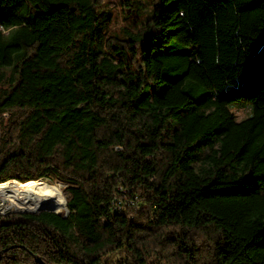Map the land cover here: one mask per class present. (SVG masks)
<instances>
[{
	"label": "trees",
	"instance_id": "16d2710c",
	"mask_svg": "<svg viewBox=\"0 0 264 264\" xmlns=\"http://www.w3.org/2000/svg\"><path fill=\"white\" fill-rule=\"evenodd\" d=\"M105 1L0 0V264H264V0Z\"/></svg>",
	"mask_w": 264,
	"mask_h": 264
},
{
	"label": "bare ground",
	"instance_id": "6f19581e",
	"mask_svg": "<svg viewBox=\"0 0 264 264\" xmlns=\"http://www.w3.org/2000/svg\"><path fill=\"white\" fill-rule=\"evenodd\" d=\"M66 200L58 184L45 180L0 185V214L8 211L60 210Z\"/></svg>",
	"mask_w": 264,
	"mask_h": 264
},
{
	"label": "rangeland",
	"instance_id": "374dc122",
	"mask_svg": "<svg viewBox=\"0 0 264 264\" xmlns=\"http://www.w3.org/2000/svg\"><path fill=\"white\" fill-rule=\"evenodd\" d=\"M105 2L107 3L106 5L113 10V13H114V15H115V17L117 19L116 20L117 24L124 23L125 22V19H124L125 13L123 11V6L121 5V2L119 0H106ZM233 111L235 112L237 118L241 119V118H244L247 115L248 106H246L244 104H237V105L234 106ZM8 183H10V182H6V184H8ZM15 183H18V182H15ZM51 183L58 184L60 189L62 187V184L59 183V182H51ZM2 184H5V183H2ZM2 184H0V185H2ZM19 184H23V183H19ZM63 195H64V193H63ZM64 197H65V200H66V196L65 195H64ZM64 209L65 208L60 209L58 211H62ZM21 212H25V211H12V210L9 209L8 211L6 210L5 212L1 213L0 216L8 214V213H21Z\"/></svg>",
	"mask_w": 264,
	"mask_h": 264
},
{
	"label": "water",
	"instance_id": "95a60500",
	"mask_svg": "<svg viewBox=\"0 0 264 264\" xmlns=\"http://www.w3.org/2000/svg\"><path fill=\"white\" fill-rule=\"evenodd\" d=\"M29 182H31V181H29ZM10 183H15V182H10ZM26 183H28V182H26ZM26 183H23V184H26ZM65 209H66V207H65ZM41 210L59 212V211H56V210H53V209H46V208H42V209H38V210H33V211H25V212H37V211H41ZM35 260L38 263H41V260L37 256H35Z\"/></svg>",
	"mask_w": 264,
	"mask_h": 264
}]
</instances>
